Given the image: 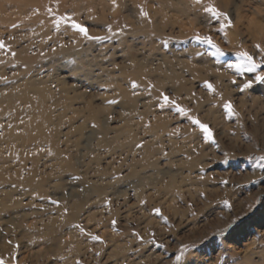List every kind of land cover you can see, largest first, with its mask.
<instances>
[{"label":"rangeland","instance_id":"374dc122","mask_svg":"<svg viewBox=\"0 0 264 264\" xmlns=\"http://www.w3.org/2000/svg\"><path fill=\"white\" fill-rule=\"evenodd\" d=\"M0 41L3 264H264V0H0Z\"/></svg>","mask_w":264,"mask_h":264},{"label":"snow or ice","instance_id":"6c2138e0","mask_svg":"<svg viewBox=\"0 0 264 264\" xmlns=\"http://www.w3.org/2000/svg\"><path fill=\"white\" fill-rule=\"evenodd\" d=\"M197 3L200 2V0H196ZM205 12L207 13H210L212 16H223L225 20H227V15L225 13H222L220 11H218L214 6H211L209 5L207 8L204 9ZM48 12L49 14L51 15L52 14V10L51 9H48ZM140 15L141 16H147V13L143 11V9H141L140 11ZM63 22L64 24L70 26L73 30L75 31H78L81 35L89 38V39H100L98 37H88V32H87V29L83 26H81L80 24L76 23L72 17L69 15V16H63V17H59L56 21H55V24L57 27H59L60 23ZM229 24H230V21H229ZM109 32H111V28L109 27L108 29ZM195 39L198 41V42H203V43H207L209 45H211L212 47H216L213 42H212V39L211 37H204V36H200V35H197L195 37ZM4 44L2 41H0V48H4ZM259 45H257V48L259 49ZM216 51L217 52H220V49L219 48H216ZM244 60L247 62V64L249 65V67L247 68V71H254L256 68H258L260 65L259 63H257L253 57L251 55H249L247 52H242L240 54ZM264 62V61H262ZM231 66V65H230ZM256 79L257 80H264V76H260V75H257L256 76ZM249 85H245V87H248ZM133 87H136L135 83L133 82ZM208 87L211 89V85H208ZM162 95V99H163V103L160 105L162 108L171 103V104H175V101H170L169 100V97L166 96V95ZM225 108L231 113L232 111V106L230 103H226L225 104ZM176 111L179 112L181 115H184L186 113V110L179 107V106H176ZM192 123L193 124H197L199 125L200 129L202 130V132L204 133V136H205V139L206 140H211L212 139V133L211 131L209 130V127L207 125H204L202 123H200L198 120H195L193 119L192 120ZM261 159H264V157H261ZM52 203L54 204H58V201H52ZM157 214H159V209H156L154 210ZM231 227V226H229ZM227 229H223V230H220V232L218 234H222L224 231H226ZM92 239H95V240H99L100 238L98 236H93ZM189 246L185 245L183 246L182 250H181V254L180 255H177L175 257V260L177 262V264H179V262L181 261L182 259V256L185 252H187ZM0 264H3L2 261H0Z\"/></svg>","mask_w":264,"mask_h":264}]
</instances>
